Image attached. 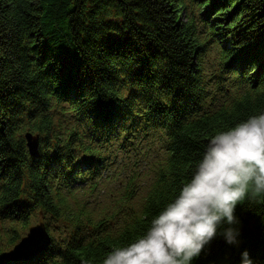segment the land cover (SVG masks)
I'll return each instance as SVG.
<instances>
[{
    "label": "trees",
    "instance_id": "trees-1",
    "mask_svg": "<svg viewBox=\"0 0 264 264\" xmlns=\"http://www.w3.org/2000/svg\"><path fill=\"white\" fill-rule=\"evenodd\" d=\"M260 113L264 0H0V264H102ZM40 212L49 246L4 260ZM235 215L192 264H264V193Z\"/></svg>",
    "mask_w": 264,
    "mask_h": 264
},
{
    "label": "clouds",
    "instance_id": "clouds-1",
    "mask_svg": "<svg viewBox=\"0 0 264 264\" xmlns=\"http://www.w3.org/2000/svg\"><path fill=\"white\" fill-rule=\"evenodd\" d=\"M264 193V113L251 115L213 134L191 177L126 246L114 248L102 264H192L218 234L237 243L235 208ZM241 264H253L247 251Z\"/></svg>",
    "mask_w": 264,
    "mask_h": 264
},
{
    "label": "water",
    "instance_id": "water-1",
    "mask_svg": "<svg viewBox=\"0 0 264 264\" xmlns=\"http://www.w3.org/2000/svg\"><path fill=\"white\" fill-rule=\"evenodd\" d=\"M25 140L29 154L35 156L38 150V138L28 132L25 134ZM50 241L49 232L40 212L38 221L29 226L27 232L1 257L7 261L30 260L45 250Z\"/></svg>",
    "mask_w": 264,
    "mask_h": 264
},
{
    "label": "rangeland",
    "instance_id": "rangeland-1",
    "mask_svg": "<svg viewBox=\"0 0 264 264\" xmlns=\"http://www.w3.org/2000/svg\"><path fill=\"white\" fill-rule=\"evenodd\" d=\"M113 171H114V170H112V168H111V170L109 171V175H114V174H110V173H113ZM105 172H108V170L105 171ZM115 174H116V173H115ZM122 174H124V172H123ZM112 183H113V181H112ZM38 218H39V217H38ZM37 220H38V219H37ZM37 220H36V222H37ZM36 222H35V223H36ZM35 223H33V224H35ZM33 224H32V225H33Z\"/></svg>",
    "mask_w": 264,
    "mask_h": 264
}]
</instances>
